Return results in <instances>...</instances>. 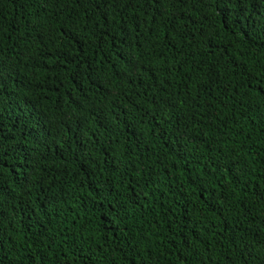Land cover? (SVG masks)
<instances>
[{
  "label": "trees",
  "instance_id": "obj_1",
  "mask_svg": "<svg viewBox=\"0 0 264 264\" xmlns=\"http://www.w3.org/2000/svg\"><path fill=\"white\" fill-rule=\"evenodd\" d=\"M0 264H264V0H0Z\"/></svg>",
  "mask_w": 264,
  "mask_h": 264
},
{
  "label": "snow or ice",
  "instance_id": "obj_2",
  "mask_svg": "<svg viewBox=\"0 0 264 264\" xmlns=\"http://www.w3.org/2000/svg\"><path fill=\"white\" fill-rule=\"evenodd\" d=\"M245 0H238V3L239 4H244ZM155 3L157 4H162L163 3V0H155Z\"/></svg>",
  "mask_w": 264,
  "mask_h": 264
}]
</instances>
